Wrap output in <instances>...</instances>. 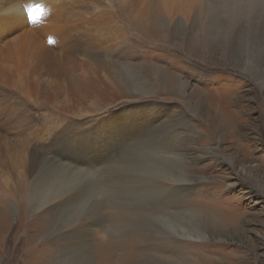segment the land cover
I'll return each instance as SVG.
<instances>
[{
    "label": "rangeland",
    "instance_id": "rangeland-1",
    "mask_svg": "<svg viewBox=\"0 0 264 264\" xmlns=\"http://www.w3.org/2000/svg\"><path fill=\"white\" fill-rule=\"evenodd\" d=\"M50 1L58 0H11L15 8ZM143 1L86 0L84 21L108 18L101 49L30 34L47 58L25 67L35 92L0 87L10 119L0 129V264H264V0H201L200 23L177 20L170 38L135 21ZM11 10L0 0V18ZM77 60L91 72L114 67L130 96L72 104L61 94L63 66ZM75 122L77 136L92 137L63 138ZM104 132L118 152L88 174L85 162L99 157L83 150L101 153ZM70 148L72 160L62 158Z\"/></svg>",
    "mask_w": 264,
    "mask_h": 264
},
{
    "label": "bare ground",
    "instance_id": "bare-ground-1",
    "mask_svg": "<svg viewBox=\"0 0 264 264\" xmlns=\"http://www.w3.org/2000/svg\"><path fill=\"white\" fill-rule=\"evenodd\" d=\"M5 1L10 3L12 10H11L10 14L0 18V59H1L0 60V87H5V88L10 87L12 89L11 84H13L15 88L21 89L23 91H25L27 89L33 90V88H30L29 83H28V79L33 74L29 73V78L27 79L25 74L27 73L28 69L26 70L25 67L27 66V64H29L30 60H31L30 63L32 65H34L35 67H38L39 65L43 64V61L45 60L44 56L46 55V53H38L34 49L35 48L34 46L38 43L35 41L36 44L33 45L34 44V41L32 39L33 36L31 37L30 34L35 35L38 32V34H40L41 37L43 35L48 39L49 37H53V36H55V34L58 33L57 36L59 39V41H58L59 43H62V42L63 43L64 42L81 43V42H83V44L81 43L82 45L79 44L77 47H80L81 49L84 47V48H90L92 50H100L101 46L107 42V40L104 39L103 37L108 35L111 32V28L109 27V24L107 23L108 18H103V17H101V15L96 17L95 19L93 17L88 18L86 16L89 20H86L87 18H84L85 21L83 20V18H81L80 14H83V15L89 14V11L91 10V8H89L86 5V0H72V3L65 2L63 0H58L57 2H53V1L47 2L44 5L33 9V12H34L35 16L37 17L36 23H32L30 16H26L25 7L24 8H15L16 3L11 2V0H5ZM200 1L201 0H158V1L157 0H153V1L144 0L142 7L140 9L131 11V15L134 16L135 21H137L138 23L139 22L142 23L143 26L146 27L149 31L151 30L152 33H155V34L160 35V36H163L165 34L168 35L169 33L172 34L174 32V30L178 31V27L173 26V23H175V21H177V20H179L178 23H183L182 20L186 19L187 26L192 21L194 23L196 22L197 24H198V22L200 23V21H198L196 19V14L194 13L195 6ZM99 14H104V13L99 12ZM89 15H91V13ZM82 17H84V16H82ZM91 18H93V19L91 20ZM57 24H60V25H57ZM185 28H187V27H185ZM182 30H184V25H182ZM198 30H200V31L203 30V23H202V26ZM73 31H77V32H75L73 35L69 36L70 32H73ZM16 32H19V33L13 37L14 33H16ZM164 32H165V34H162ZM37 36H39V35H37ZM170 37L171 36H169V38ZM48 42L49 41H47V43ZM43 43H44V41H43ZM109 43H110V41H109ZM75 44H74V46H76ZM45 49H46V47H45ZM78 49L79 48H77V50ZM109 49L111 50V48H109ZM75 50H76V48H75ZM84 50H86V49H84ZM112 50L114 51V49H112ZM54 51L57 52L55 49H54ZM71 51H72V49H71ZM71 51H70V48L69 49L66 48V53L71 52ZM46 52H47V50H46ZM51 53H53V52H51ZM76 54H79V53H76ZM93 54H97V53H93ZM90 55H92V54H90ZM36 56H37V59H34ZM87 57L89 58V56H87ZM45 58H46V56H45ZM83 60H85V59H83ZM50 61H52V60L50 59ZM82 61L77 60L74 65L72 64V62H65L64 66L62 65L64 67V70L66 72H68V74H67L66 78L64 77L65 78L64 79L65 88L63 87L64 91L61 94L65 95L68 98L67 100L68 101L70 100L72 102V104H84V103L90 102V103H94L96 105H101L102 107H106V104H111L113 101H117L116 98L118 97L119 94L126 95L127 97L130 96V95H128V89L125 86V77L123 75H121V73L119 71H116L114 67L113 68L110 67V68H112V70L109 68L108 70L106 69L102 73L96 72V68L94 69V72H91V69H88L89 65L87 66V64L84 63V61L83 62ZM88 62H90V61H88ZM58 64H59V62L56 65H58ZM60 64H61V61H60ZM91 64H92L91 66H93V62ZM55 68H57V67H55ZM93 68L94 67H92V70H93ZM60 71L61 70L59 69L57 73H60ZM93 73H95V74H93ZM42 74L44 76L45 72ZM36 76H37V74H36ZM56 76H57V74H56ZM41 77H42V75H41ZM31 78L33 79L34 76H32ZM35 78L38 80L39 77L38 78L35 77ZM48 79L50 80V78H48ZM45 80H47V78ZM34 81H36V80H34ZM34 81L32 83H34ZM57 81H59V80H57ZM39 82H40V80H38V85L41 84L43 81L41 83H39ZM48 82H49V84L51 83V81H48ZM60 82H62V81H59V84H60ZM36 83H37V81H36ZM43 86H45L47 88L49 85L44 84ZM40 87H41V85H40ZM40 87L36 86V90H37V88L40 89ZM45 87L43 89H45ZM49 87L52 88L51 85ZM49 87L47 88L48 90H49ZM53 89L57 90L56 88H53ZM37 91H39V90H37ZM40 91L43 92L44 90H40ZM49 91H52V90H49ZM47 92H45V93H47ZM38 93L40 94L41 92H38ZM27 96H28V94H27ZM44 96H45V94H44ZM133 96L134 95H132V97ZM28 97H30V96H28ZM46 97L49 98V94H48V96L46 95ZM50 97H51V95H50ZM54 97H55V95H54ZM31 99L33 100V98H31ZM50 99H49V102H50ZM54 101H55V99H54ZM136 101H138V99H136ZM41 102H42V100H41ZM28 103H29V101H28ZM43 103L44 102H42V104ZM107 107H109V106H107ZM68 117L70 118V116H68ZM75 117H76V115H75ZM104 120H102L101 123L97 121L98 125L102 126V127H106L107 120L106 121H104ZM112 120H113V122H117L119 125L124 122L123 118H120L118 115H115ZM68 121H69V119H68ZM78 121H80V120H78ZM90 122L93 123L95 121L88 120V123H90ZM9 123H10V119L6 115L0 113V129H6L7 126L9 125ZM76 123L77 122L71 124L70 127L66 128V131L63 135V138L67 134V135L71 136L75 141L80 142V139H83V137H86L90 134L89 132L86 133V132L81 131V133L77 136V132H78L79 128L71 129L72 127H75ZM49 127H47V128H49ZM194 132H196V128H194ZM149 133H151V132H149ZM51 134L53 135V133H51ZM51 134H50V136H51ZM98 135H99V133L97 132L95 134V136H98ZM88 137H92L91 134ZM113 138H114V136H112V140H111L110 136L106 132H104L102 134V139H104L103 140L104 143H103V150L101 153L96 154L97 153L96 151H99L97 145L89 144V146L87 148L85 147L86 148L85 150L82 149L83 151H88V153L85 152L88 155L91 152V155H93V157H99L98 160L91 157V159H90L91 162H89V161L85 162L86 163V164H84L85 169L82 168V169H84V171L92 169L88 173V174H90V172L97 170L96 167L101 165L100 167L103 168L104 165L108 164V162H110L112 160V157H114L115 153L118 152L117 150H114L115 153H113L111 151L112 149H114V147H115L114 145L116 144L113 141L114 140ZM95 142L102 143L100 136L97 137ZM49 146H51V145H49ZM111 146H112V149H111ZM92 150H94L93 153H92ZM38 154H39V152H38ZM29 155H30V153H29ZM36 156H35V158H36ZM72 156L74 157L75 153H74V149L70 148V152L65 153L62 158L71 159ZM33 157H32V159H33ZM38 158L41 159L39 156H38ZM183 158H185V156H183ZM45 159L48 160L47 157ZM45 159H44V161H45ZM51 159H49V160H51ZM37 160L34 159V161H37ZM61 160H64V159H61ZM184 163H185V161H184ZM43 164H44V162H43ZM43 167H44V165H43ZM38 169H42V168L39 167ZM28 170H29V168H28ZM33 172H35V171H33ZM94 172H97V171H94ZM43 174H44V170H43ZM33 175H31V176L33 177ZM40 176H42V173ZM40 176H38L39 178L36 176L37 180L38 179L41 180V178H43V177L40 178ZM170 187L175 192L183 191L186 189L184 185H179V186L174 187L173 184H171Z\"/></svg>",
    "mask_w": 264,
    "mask_h": 264
},
{
    "label": "snow or ice",
    "instance_id": "snow-or-ice-1",
    "mask_svg": "<svg viewBox=\"0 0 264 264\" xmlns=\"http://www.w3.org/2000/svg\"><path fill=\"white\" fill-rule=\"evenodd\" d=\"M34 7H36V6H33V5H26L25 6L26 12L31 14L30 18H31V22L32 23H36L37 22V17L35 16V14L33 12Z\"/></svg>",
    "mask_w": 264,
    "mask_h": 264
}]
</instances>
